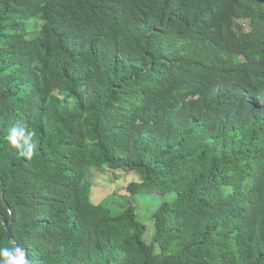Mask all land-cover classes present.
Listing matches in <instances>:
<instances>
[{
    "label": "trees",
    "instance_id": "obj_1",
    "mask_svg": "<svg viewBox=\"0 0 264 264\" xmlns=\"http://www.w3.org/2000/svg\"><path fill=\"white\" fill-rule=\"evenodd\" d=\"M88 168L174 195L150 244ZM1 188L30 264H264V0H0Z\"/></svg>",
    "mask_w": 264,
    "mask_h": 264
},
{
    "label": "rangeland",
    "instance_id": "obj_2",
    "mask_svg": "<svg viewBox=\"0 0 264 264\" xmlns=\"http://www.w3.org/2000/svg\"><path fill=\"white\" fill-rule=\"evenodd\" d=\"M87 180L92 184L90 202L94 205L106 207L113 213H120L126 207L131 206L135 212L136 220L146 227L143 240L150 244L154 236L155 228L152 220L153 213L164 202H171L173 194L161 195L157 191L152 193H140L129 195L125 187L132 181L139 182L137 172H117L109 169H87ZM158 251V249H156Z\"/></svg>",
    "mask_w": 264,
    "mask_h": 264
},
{
    "label": "clouds",
    "instance_id": "obj_3",
    "mask_svg": "<svg viewBox=\"0 0 264 264\" xmlns=\"http://www.w3.org/2000/svg\"><path fill=\"white\" fill-rule=\"evenodd\" d=\"M23 127L13 126L9 130L8 142L13 149L18 150L19 155L31 159L35 150L36 144L32 143L34 132H27ZM0 257L5 259L0 260V264H26L19 250H10L8 248H0Z\"/></svg>",
    "mask_w": 264,
    "mask_h": 264
},
{
    "label": "water",
    "instance_id": "obj_4",
    "mask_svg": "<svg viewBox=\"0 0 264 264\" xmlns=\"http://www.w3.org/2000/svg\"><path fill=\"white\" fill-rule=\"evenodd\" d=\"M0 194H1V198H3L2 188H1ZM0 219H1L3 226L5 227L9 244L12 247H14L16 250H19L20 254L22 255L23 259L26 261V263L30 264L26 251H24L20 247H18V245L14 241V238H13L12 233H11V222L7 221L5 219V217L2 216L1 214H0Z\"/></svg>",
    "mask_w": 264,
    "mask_h": 264
}]
</instances>
